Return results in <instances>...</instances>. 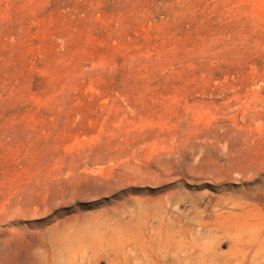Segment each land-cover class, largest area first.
Here are the masks:
<instances>
[{"label": "rangeland", "instance_id": "obj_1", "mask_svg": "<svg viewBox=\"0 0 264 264\" xmlns=\"http://www.w3.org/2000/svg\"><path fill=\"white\" fill-rule=\"evenodd\" d=\"M263 194L264 0H0V264L140 204Z\"/></svg>", "mask_w": 264, "mask_h": 264}, {"label": "bare ground", "instance_id": "obj_2", "mask_svg": "<svg viewBox=\"0 0 264 264\" xmlns=\"http://www.w3.org/2000/svg\"><path fill=\"white\" fill-rule=\"evenodd\" d=\"M252 210L229 196L195 208L187 222L177 205L140 204L132 223L89 221L53 237V264H94L114 247L129 248L134 264H264V194Z\"/></svg>", "mask_w": 264, "mask_h": 264}]
</instances>
